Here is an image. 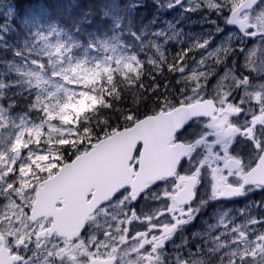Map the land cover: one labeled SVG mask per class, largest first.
<instances>
[{
	"label": "rangeland",
	"instance_id": "1",
	"mask_svg": "<svg viewBox=\"0 0 264 264\" xmlns=\"http://www.w3.org/2000/svg\"><path fill=\"white\" fill-rule=\"evenodd\" d=\"M144 1L152 3L153 0ZM241 1L186 0L170 17H162L159 14L161 17L155 26L146 32L137 34L128 27L126 30L128 34L125 35L117 30L125 27L120 21L118 8L113 7L114 10L108 12V17L112 21L110 32H103V35L95 38L88 36L83 42L81 28L74 26L75 31H72L67 27L74 25L70 20L48 21L37 29L25 27L27 41L24 43L23 52L14 50L0 56V171L8 172L9 165L17 162L19 170L29 167L32 171V164H35L40 170L48 171L54 164L50 152L40 146L42 133H46L44 135L48 137L50 134L55 136L75 132L77 117L99 103L97 87L102 76L109 77L114 71L137 66L142 60L154 64L165 57H168L169 78L178 92L176 90L174 93L164 92L155 99V102L164 100L162 109L179 101L192 102L204 98L194 89L195 80L202 89V95L203 92L207 93V97L220 94L221 99L225 100L229 95L228 77L231 85H237L236 89L241 88L244 76L250 78L248 84L238 90L240 91L238 98L248 96L253 102L251 109H248L251 114L247 120H239L247 126V132L239 133L241 129L239 123L234 124L236 126L234 131L239 134L237 138L243 142L246 152L254 155L255 142L258 144L264 142V130L261 129L264 125V76L260 78L254 76L264 73V36H260L258 40L252 39L249 47L239 45L235 48L236 44L232 43L234 36L232 32L236 29L227 25V19L229 12ZM243 15L253 21L260 31H264V0ZM0 17L3 19L0 22V49H7L9 46L7 35L14 29L12 24L14 10L5 0H0ZM224 30L231 33L225 34ZM130 32L132 34H129ZM207 40L213 44L205 48ZM172 43L179 45L181 50H192L191 55L181 58L172 53L168 54ZM230 50L238 52L243 57L242 64L245 69L252 68L251 75L242 71L238 59L225 58L223 52ZM194 53L198 56L193 55ZM221 55L231 70L235 71V75L225 73L209 80L206 69L215 71L211 65L217 66L216 61L221 60ZM234 55L237 58V54ZM198 67L199 75H195ZM209 84L210 91L207 90ZM251 84L254 86L248 87ZM5 89H8L7 100L12 96L11 93L19 96V91L24 92L29 106L24 111H17L6 105L3 101ZM232 95L236 97L235 92ZM126 116L136 121L133 114L127 113ZM250 117L254 118L257 129L251 128L253 125L249 126L252 119ZM225 119V116H221L213 123L218 124ZM207 131L208 128L203 130L202 135ZM232 135L226 138L225 142L240 152L239 141L230 144ZM67 146L88 150L86 142L83 141H77L76 146ZM16 150H20L21 160L15 158ZM19 182L21 185L25 184L28 190L21 189L19 194L24 196L21 197L23 203L17 207L18 217L21 212L26 211L24 205L30 200L33 184L22 175ZM126 203L127 198H124L117 204L109 206L113 211L112 215L115 216L118 207ZM254 203L246 199L243 205L237 207L213 206L212 212L207 213L213 222L206 225L212 232L204 233L197 229L194 234L197 242L211 244L214 254L217 246L228 244L226 250H220L218 254L231 255L232 264H264V204ZM205 204L206 202H201L198 205ZM227 222L230 223V227L224 229L223 226ZM119 240H128V237ZM213 260L214 263L217 262Z\"/></svg>",
	"mask_w": 264,
	"mask_h": 264
},
{
	"label": "flooded vegetation",
	"instance_id": "2",
	"mask_svg": "<svg viewBox=\"0 0 264 264\" xmlns=\"http://www.w3.org/2000/svg\"><path fill=\"white\" fill-rule=\"evenodd\" d=\"M136 1L138 0H134L137 7L150 6V3H144V0ZM154 1L152 7L156 9L157 15L153 18L151 28L161 16L170 17L182 4L177 0ZM5 2L13 9L19 3L17 0H5ZM242 2L243 0L240 3ZM259 2L252 8L244 10L240 15L241 19L247 18L251 28L247 29L244 34L235 27L236 31L231 28L235 31L232 32L234 34L232 43L236 44L235 48L239 45L249 47L252 39L258 40L262 36L259 33H264L253 21L243 15L258 6ZM74 26L81 28L79 21L67 27L75 31ZM83 28H81L82 42L88 36L90 38L100 36L94 30ZM224 31L225 34L231 33ZM253 31L254 36L248 34ZM141 40L143 41V37ZM212 44L213 42L207 40L205 48ZM170 48L168 54L172 53L180 57H189L192 52L190 49L181 50L179 45L174 43L170 45ZM178 50L181 54L176 53ZM223 54L225 58L238 59L237 62L243 68L242 71L249 75L253 73L252 68L245 69L246 67L242 64L243 57L238 52L230 50ZM234 54H237V58ZM193 55L198 56L196 53ZM225 58L221 55V60L216 61L217 66L211 65L215 71L206 69L209 80L225 73L235 75V71L231 70L227 62L223 60ZM213 63H215L214 60ZM195 75H199V67ZM254 76L260 78L264 76V73ZM248 79L250 78L244 76V82L240 84L241 88L236 89L237 85H231L228 77L230 87L227 92L229 95L223 100L220 94L207 97V93L203 92L202 95V89L194 77V89L200 97L204 98L192 102L179 101L161 111H170L179 105L187 106L197 102H204L206 110H211L213 107L214 110L212 113L189 120L187 130L178 137L173 135L168 142V148L172 151L176 149L185 153L174 172L169 171V177L162 176L156 182H148L138 197L130 194V188L120 190L121 192L119 191L112 199L105 201L90 213L82 225L77 215L70 214L69 211L62 213V208H65L63 196L57 197L50 205L44 206V211L34 206L37 200V190L43 186V182L55 176L64 164L72 161L78 154L74 155L75 148L67 145L58 150L50 147V139L60 135L50 134L46 137L44 135L46 133H42L40 146L42 145V148L50 152L54 164L48 171L40 170L35 164H32V171L29 167L19 170V162L9 165V171L6 173L0 171V264H232L231 255L218 254L220 250H226L228 244L217 246L214 254L213 246L198 243L194 234L197 229L204 233L212 232L211 228L206 225L213 222L207 214L212 212L213 206L237 207L243 205L246 199L251 203L264 204V191L254 190L264 186L244 184L248 174L264 153V142L261 141L260 144L255 142L256 150L254 155H251L246 152L247 149L244 148L243 142L237 138L239 134L234 131L236 129L234 124L239 123L241 128L239 133L247 132V126L239 120H247L251 114L248 109H251L253 102L248 96L238 98L240 95L238 90L248 84ZM251 86L254 84L248 87ZM209 87L210 84L207 90ZM233 92L236 97L232 95ZM11 103L9 106L13 107L14 101ZM221 116H225L227 120L214 124L213 122L218 121ZM250 121L249 126L253 125L251 128L257 129L254 118ZM206 123H208V131L202 135V131L207 129L205 128ZM231 135L230 144L233 145L239 141L240 152L234 147H229V143L225 142V139ZM140 149L141 145H137L131 162L134 166H137ZM19 151L14 152L17 160H21L22 157ZM20 175L33 184L30 200L24 205L26 211L21 212L19 218L17 207L23 203L21 197L24 196L19 194L21 189L28 190L25 184H20ZM31 176L34 177L30 179ZM189 182H192L193 199L180 203L176 200V195ZM91 196L92 192H89L86 201ZM124 198H127V203L119 206L116 215L113 216V211L109 209V206L117 204ZM201 202H206V204L198 205ZM229 227V222L223 226L224 229ZM126 237L128 240H119L126 239ZM213 259L217 262L214 263Z\"/></svg>",
	"mask_w": 264,
	"mask_h": 264
},
{
	"label": "water",
	"instance_id": "3",
	"mask_svg": "<svg viewBox=\"0 0 264 264\" xmlns=\"http://www.w3.org/2000/svg\"><path fill=\"white\" fill-rule=\"evenodd\" d=\"M258 2L244 0L229 13L227 25L244 34L251 25L247 18L241 19L240 15ZM205 110L204 102L179 105L170 111L147 115L132 126L100 139L88 151L64 164L55 176L43 182V186L37 190L35 208L44 211L57 197L63 196L65 208H62V213L69 211L77 215L82 225L90 213L123 188H130V194L138 197L148 182H156L162 176L169 177V171L174 172L185 153L176 149L172 151L168 148V142L182 124L194 117L212 113L214 107ZM137 145H141V149L136 168L131 161ZM255 183L264 185V153L244 182L247 185ZM191 184L189 182L176 195L178 202L193 199ZM89 192H92V196L86 201Z\"/></svg>",
	"mask_w": 264,
	"mask_h": 264
},
{
	"label": "trees",
	"instance_id": "4",
	"mask_svg": "<svg viewBox=\"0 0 264 264\" xmlns=\"http://www.w3.org/2000/svg\"><path fill=\"white\" fill-rule=\"evenodd\" d=\"M17 1L19 3L13 9L15 13L12 19L14 29H11L7 35L9 46L7 49H0V56L14 50L23 52L24 43L27 41L25 27L37 29L48 21L70 20L72 24L79 21L81 28L84 26V28L103 35V32H110L112 23L108 12H111L113 7H117L118 15L121 16L120 21L125 27L117 30L125 35L128 34L126 30L129 27L133 32L139 34L151 28L153 18L157 15L156 9L152 7V3H155L154 0L149 4V7L147 5L137 7L134 0ZM184 1L186 0L181 3ZM2 20L0 17V22ZM179 51L176 53L181 54ZM167 60L168 57H165L160 59L161 63L156 61L154 64L142 60L137 66L114 71L109 77L102 76L97 87L99 103L77 117V123L74 125L75 132L50 139L49 146L58 150L62 148V145L76 146L77 141H83L89 148L100 139L134 123L126 116L127 113L133 114L134 119L137 120L161 110L164 100L155 102V99L164 92L174 93L175 90L178 92L177 89H174L169 78ZM7 90H4L3 95L6 105H11V102L14 101L13 108L17 111H24L29 106L28 98L24 92L19 91V96L11 93L12 96L7 100ZM75 142L76 144H74ZM79 150L81 151V147L75 148L74 155L79 153Z\"/></svg>",
	"mask_w": 264,
	"mask_h": 264
},
{
	"label": "snow or ice",
	"instance_id": "5",
	"mask_svg": "<svg viewBox=\"0 0 264 264\" xmlns=\"http://www.w3.org/2000/svg\"><path fill=\"white\" fill-rule=\"evenodd\" d=\"M248 34L249 35H253V34H255V32L254 31L253 32H249ZM259 34L264 36V33H259ZM188 127H189V123L182 124L181 127L177 129V131H176V133L174 135L178 137L182 132L186 131ZM261 129L264 130V125L261 126ZM63 146H66V145H62V147ZM138 148H139V146H138ZM254 190L255 191H264V187L259 188V189H254Z\"/></svg>",
	"mask_w": 264,
	"mask_h": 264
}]
</instances>
